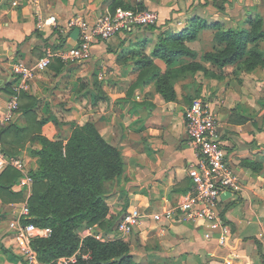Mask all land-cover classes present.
<instances>
[{
	"label": "crops",
	"instance_id": "crops-1",
	"mask_svg": "<svg viewBox=\"0 0 264 264\" xmlns=\"http://www.w3.org/2000/svg\"><path fill=\"white\" fill-rule=\"evenodd\" d=\"M12 1L17 4L12 5ZM113 1L0 0L3 150L20 157L34 173L39 169V158L33 154L40 148V142L33 138L36 134L65 141L74 125L91 121L105 140L121 151L123 172L105 199L106 227H84L81 238L91 230L98 237L112 236L110 227L122 213L138 208L142 213L139 224L122 239L141 264H264V36L257 40L263 62L258 61L250 69L235 62L221 70L204 59L205 52L215 46L216 29L212 24L223 30H243L261 19L264 30V0H249L245 15L230 7L222 9L221 0H118L133 8L144 6L157 11L161 30L141 27L98 41L92 46L89 60L63 62L59 71L55 69L59 59H53L20 93L13 119L8 123L1 121L15 81L10 64L15 60L33 62L45 47L63 50L75 44L78 30L69 28L67 19L79 15L93 20ZM232 13L238 14L237 18H229ZM39 14L56 16V23L37 28ZM189 14L197 15V22L209 25L198 31L196 39L186 41L197 54L193 62L203 69L188 70L187 57L172 64L152 58L160 74L170 73L174 96L166 100L150 79L151 70L138 60L150 54L159 36L190 26L195 19L187 18ZM171 16L179 18L177 30L165 28L174 25L165 24ZM206 31L211 33L209 37L204 35ZM195 98L211 104L218 138L237 176V187L222 190L217 202L230 228V247L214 237L205 238V224L188 220L180 212L162 216L191 189L188 168L198 157L188 141L184 110ZM32 100L35 103L30 106ZM29 106L31 111H25ZM0 180L10 181L2 169ZM39 188L40 182L21 188L15 178L8 190L19 193L18 198L0 191V264H27L9 247L11 238L6 235V224L13 206L28 201L33 189ZM154 213H159L160 218L154 219Z\"/></svg>",
	"mask_w": 264,
	"mask_h": 264
},
{
	"label": "trees",
	"instance_id": "trees-1",
	"mask_svg": "<svg viewBox=\"0 0 264 264\" xmlns=\"http://www.w3.org/2000/svg\"><path fill=\"white\" fill-rule=\"evenodd\" d=\"M109 5L111 9L116 6L133 8L118 0ZM138 8L144 9V6ZM194 19L190 26L178 32L168 31L164 36H159L150 54L143 55L138 60V63L151 70L150 79L166 100L174 96V87L168 75L170 73L160 74L152 58H160L165 63L172 64L187 57L190 59L188 70L203 69L200 64L193 62L197 54L188 47L186 41L196 39L198 31L209 25L197 22L198 18ZM147 27L153 28L154 25ZM212 27L216 29L213 34L215 46L205 52V60L221 70L225 65L235 62H242L247 69L252 68L258 61L263 62V52L257 47V40L264 36L261 19L252 21L250 27L243 30H223L217 24H212ZM56 62L55 69L59 71L63 62ZM149 72L145 71V74ZM34 103L32 100L30 106ZM30 106L25 111H31ZM33 138L40 142V148L33 151L39 158V169L32 172L33 184L40 182L41 188L33 189L28 206L31 221L51 228L49 237L35 238L32 241L39 261L56 264L59 257L79 250L82 254L88 253V257L79 255L76 261L68 264H141L135 261L128 242L122 238L102 241L95 235L81 238L79 234L82 228L95 224L106 227L104 218L108 205L105 199L112 193L123 172V158L119 148L107 142L91 121L74 125L65 141L60 138L51 139L42 134H36ZM6 175L10 176V181L4 183L0 180V191L5 190L18 198L19 193L8 190L11 181L15 178L17 180L18 172L6 168L3 176ZM115 223L112 228L108 225L111 231ZM117 257L120 259L113 260Z\"/></svg>",
	"mask_w": 264,
	"mask_h": 264
},
{
	"label": "built area",
	"instance_id": "built-area-1",
	"mask_svg": "<svg viewBox=\"0 0 264 264\" xmlns=\"http://www.w3.org/2000/svg\"><path fill=\"white\" fill-rule=\"evenodd\" d=\"M16 4V1H12V5ZM158 19L159 15L155 10L122 6H116L114 9L106 7L93 20H86L79 15L69 17L66 25L78 30L75 44L63 50L45 47L42 55L33 62L15 60L10 64L9 69L15 81L11 85L12 93L6 102L1 121L8 123L13 119L18 108L20 93L28 89L31 79L47 68L53 59L58 58L64 63L87 61L92 57V46L98 41L107 40L118 33L132 32L137 28L154 25ZM55 23L56 16L50 14L42 17L39 14L36 27L42 28ZM184 120L188 141L195 149L198 159L188 168L191 189L181 196L175 207L165 210L162 216L171 217L176 212H180L188 220L205 224V238L214 237L221 245L230 247L232 240L230 228L223 220L217 208V202L222 190L237 187V176L218 138L216 114L208 101L195 98L185 108ZM6 168H12L18 172L19 187H30L33 184L29 166L20 157L8 155L0 143V169ZM160 216L159 213L152 215L154 219H159ZM141 218L142 213L138 208H130L116 221L112 230L114 235L95 236L102 241L123 238L135 229ZM6 226V235L11 238L9 244L11 250L21 256L27 264H44L39 261L32 241L35 238L49 237L51 228L39 226L31 221L28 201L13 206ZM87 235L93 234L89 232ZM79 255L88 257V253L82 254L77 250L71 255L59 257L55 262L68 264L76 261Z\"/></svg>",
	"mask_w": 264,
	"mask_h": 264
},
{
	"label": "rangeland",
	"instance_id": "rangeland-1",
	"mask_svg": "<svg viewBox=\"0 0 264 264\" xmlns=\"http://www.w3.org/2000/svg\"><path fill=\"white\" fill-rule=\"evenodd\" d=\"M212 0H208V2H211ZM225 3H227L228 5L227 6H225ZM244 3L245 4H248L249 3V0H221V5H222V9H225L226 7L228 8V7H230V8H232V10H236V12H238V13H241V14H246V13H248L249 12V4L248 5H244ZM194 14H197L196 13V11H194L193 12ZM232 14H234V13H232ZM210 14L208 13L206 16H209ZM237 16H238V14H234V15H230V17L229 18H237ZM249 17V15H246V17L245 18H248ZM171 19H169V20H167L166 21V23L165 24H167V26H168V23L170 22V23H173L174 25H171V24H169V26L168 27H165V28H168V29H176L177 30V28L178 27H180V25H178L177 24V20L179 19H173V17L171 16L170 17ZM187 18H199L197 15H193L192 17H191V15L189 14V16L187 17ZM182 25V24H181ZM154 26L155 27H157L158 29H160L161 30V27H158L157 26V23L156 24H154ZM162 26H164V25H162ZM204 35L206 36H210L211 35V33L209 32V31H206L205 33H204ZM206 36V37H207ZM67 63H75V62H73V61H70V62H67ZM80 63H82V62H80ZM79 63V64H80ZM261 94H263V92H261ZM83 229V228H82ZM82 230H80L79 231V234L81 235V234H84V232H81ZM95 231L94 230H91V233H94Z\"/></svg>",
	"mask_w": 264,
	"mask_h": 264
},
{
	"label": "water",
	"instance_id": "water-1",
	"mask_svg": "<svg viewBox=\"0 0 264 264\" xmlns=\"http://www.w3.org/2000/svg\"><path fill=\"white\" fill-rule=\"evenodd\" d=\"M120 257H121V256H120ZM120 257L114 258L113 260H118V259H120Z\"/></svg>",
	"mask_w": 264,
	"mask_h": 264
}]
</instances>
